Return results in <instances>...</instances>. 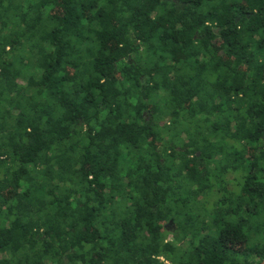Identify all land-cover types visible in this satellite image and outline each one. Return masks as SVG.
I'll use <instances>...</instances> for the list:
<instances>
[{"label":"trees","instance_id":"1","mask_svg":"<svg viewBox=\"0 0 264 264\" xmlns=\"http://www.w3.org/2000/svg\"><path fill=\"white\" fill-rule=\"evenodd\" d=\"M0 264H264V0H0Z\"/></svg>","mask_w":264,"mask_h":264},{"label":"rangeland","instance_id":"2","mask_svg":"<svg viewBox=\"0 0 264 264\" xmlns=\"http://www.w3.org/2000/svg\"><path fill=\"white\" fill-rule=\"evenodd\" d=\"M209 193H210V194H212L213 192H212V191H210Z\"/></svg>","mask_w":264,"mask_h":264}]
</instances>
